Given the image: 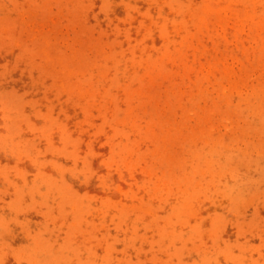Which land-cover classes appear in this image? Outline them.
Listing matches in <instances>:
<instances>
[{
  "label": "rangeland",
  "instance_id": "obj_1",
  "mask_svg": "<svg viewBox=\"0 0 264 264\" xmlns=\"http://www.w3.org/2000/svg\"><path fill=\"white\" fill-rule=\"evenodd\" d=\"M0 264H264V0H0Z\"/></svg>",
  "mask_w": 264,
  "mask_h": 264
}]
</instances>
